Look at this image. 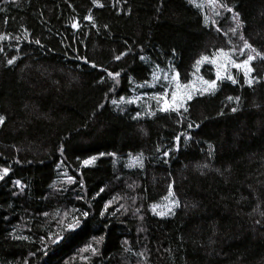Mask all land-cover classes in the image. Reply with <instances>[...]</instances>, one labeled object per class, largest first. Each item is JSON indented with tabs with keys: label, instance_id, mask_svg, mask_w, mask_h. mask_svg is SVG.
Listing matches in <instances>:
<instances>
[{
	"label": "trees",
	"instance_id": "obj_1",
	"mask_svg": "<svg viewBox=\"0 0 264 264\" xmlns=\"http://www.w3.org/2000/svg\"><path fill=\"white\" fill-rule=\"evenodd\" d=\"M217 1L0 0V264H264V59L181 109L136 93L264 53V0Z\"/></svg>",
	"mask_w": 264,
	"mask_h": 264
},
{
	"label": "rangeland",
	"instance_id": "obj_2",
	"mask_svg": "<svg viewBox=\"0 0 264 264\" xmlns=\"http://www.w3.org/2000/svg\"><path fill=\"white\" fill-rule=\"evenodd\" d=\"M193 4L195 6L202 5L201 11L203 17L207 23L211 22L212 25L216 24V16H220L226 11L230 12L217 0H193ZM234 32H236V26H234ZM241 40L239 46L236 45V41H229L226 47L217 48L211 54L200 56L197 61H201L203 57H207L208 59L202 61L200 64H197V61L194 63L191 78L186 82L179 80L177 71L170 65L165 68L155 67L146 80L137 83V87L141 89L140 91H136L137 95L146 93L159 101L161 109L177 110L184 107L185 103L193 96L212 92L219 80L223 78L229 79L228 77L234 79L235 72L242 73L245 82L250 84L253 71L252 62L259 58L264 59V53L255 51L244 38ZM246 44L248 45L247 47H245ZM249 57L252 59L249 60ZM245 61H248V63L245 64ZM204 66L211 67L213 78H207L203 74L202 68ZM218 76L221 78H218ZM213 81L216 82L215 87L210 88L209 85ZM189 97L191 98L189 99ZM134 159L135 157L133 158L132 156L127 158V167L134 166ZM86 161L93 162V159ZM84 165H86L85 162ZM175 205H177L176 200L172 197L171 192H168L161 203L153 205V211L159 215H167L173 210Z\"/></svg>",
	"mask_w": 264,
	"mask_h": 264
},
{
	"label": "snow or ice",
	"instance_id": "obj_3",
	"mask_svg": "<svg viewBox=\"0 0 264 264\" xmlns=\"http://www.w3.org/2000/svg\"><path fill=\"white\" fill-rule=\"evenodd\" d=\"M97 2V0H94V3H96ZM89 19H91L90 17H89ZM73 27H77V25L76 24H73ZM4 37H0V39H3ZM248 45L246 44L245 45V47H247ZM117 59H119V57H117ZM208 58L207 57H203L202 58V60L201 61H197V64H200L202 61H204V60H207ZM252 58L251 57H249V60H251ZM13 62V60H9L8 61V63L9 64H11ZM248 63V61H245V64H247ZM237 67H239V65H237ZM111 75V74H110ZM116 75H118V74H116ZM218 78H221V77H219L218 76ZM229 79H231V77H228ZM174 79H176V77H174ZM233 82H235V81H233ZM250 82V81H249ZM207 83V82H206ZM215 84H216V82L215 81H213L210 85H209V87L210 88H214L215 87ZM174 98H175V96H174ZM191 97H189V99H190ZM3 117H0V123H2L3 122ZM179 139V138H178ZM94 159V158H93ZM87 163H91V161H85V164H87ZM4 172H5V174L7 173V169H5L4 170ZM3 177L2 176H0V179H2ZM84 215H87V213H84ZM78 224H79V221H76L75 223H73V224H70L68 227H69V230H71V229H73V228H75V227H77L78 226Z\"/></svg>",
	"mask_w": 264,
	"mask_h": 264
}]
</instances>
